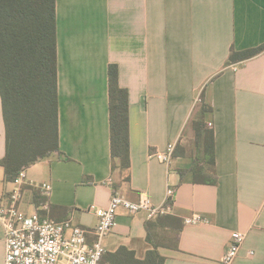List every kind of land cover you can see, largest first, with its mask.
Instances as JSON below:
<instances>
[{
	"label": "crops",
	"instance_id": "obj_1",
	"mask_svg": "<svg viewBox=\"0 0 264 264\" xmlns=\"http://www.w3.org/2000/svg\"><path fill=\"white\" fill-rule=\"evenodd\" d=\"M56 14L60 151L26 169L21 209L93 231L95 209L114 191L160 205L171 186V215L182 227L179 235L159 228L173 237L159 247L164 264H222L234 231L246 234L234 264H264V51L227 65L232 48L264 44V0H56ZM110 64L129 91L126 171L111 153ZM199 97L213 106L206 120L215 134V184L195 182L191 171ZM170 143L175 155L166 165L158 153ZM5 153L0 96V159ZM43 183L52 185L49 194ZM16 187L0 165V204ZM194 213L206 221L185 224ZM149 220L146 211L120 208L103 260H122L112 255L121 247L144 259L153 248ZM5 241L0 222V264Z\"/></svg>",
	"mask_w": 264,
	"mask_h": 264
},
{
	"label": "trees",
	"instance_id": "obj_2",
	"mask_svg": "<svg viewBox=\"0 0 264 264\" xmlns=\"http://www.w3.org/2000/svg\"><path fill=\"white\" fill-rule=\"evenodd\" d=\"M263 51L264 44L241 51L232 48L227 65ZM108 79L111 153L126 171L131 166L129 91L119 83L117 64L109 65ZM0 96L6 126V153L0 165L5 179L14 181L22 170L60 151L56 0H0ZM212 110L202 99L192 120L197 153L191 171L195 182L215 184V134L206 120ZM161 227L179 235L182 226L172 215L150 219L147 240L153 248L146 257L138 259L133 250L121 247L112 255L122 260L113 263L164 264L159 247L173 237L160 232ZM174 248L178 249L177 241Z\"/></svg>",
	"mask_w": 264,
	"mask_h": 264
},
{
	"label": "built area",
	"instance_id": "obj_3",
	"mask_svg": "<svg viewBox=\"0 0 264 264\" xmlns=\"http://www.w3.org/2000/svg\"><path fill=\"white\" fill-rule=\"evenodd\" d=\"M201 102V98L197 99ZM175 144L170 143L164 152L158 153L160 162L170 165L174 158ZM27 170H22L13 181L17 187L10 193L8 204H0V222L5 230L4 264H110L103 260L104 237L116 225V216L120 208L131 213L146 211L149 219L171 215L175 203L176 189L169 186L165 203L156 205L142 194L138 201L126 198L114 191L107 207H97V227L91 231L73 226L70 220L55 221L42 218L38 212L26 213L21 209L25 198L24 184ZM45 194L52 190L50 183L40 185ZM206 219L198 213L184 218L185 224H197ZM94 233L90 243L88 234ZM246 240L241 231L232 233V241L225 251L221 263L234 264ZM254 254L253 250L249 251Z\"/></svg>",
	"mask_w": 264,
	"mask_h": 264
}]
</instances>
